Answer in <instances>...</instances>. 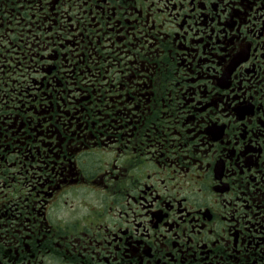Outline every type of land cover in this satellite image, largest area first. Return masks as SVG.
Listing matches in <instances>:
<instances>
[{"label": "flooded vegetation", "instance_id": "flooded-vegetation-1", "mask_svg": "<svg viewBox=\"0 0 264 264\" xmlns=\"http://www.w3.org/2000/svg\"><path fill=\"white\" fill-rule=\"evenodd\" d=\"M0 264H264V0H0Z\"/></svg>", "mask_w": 264, "mask_h": 264}]
</instances>
